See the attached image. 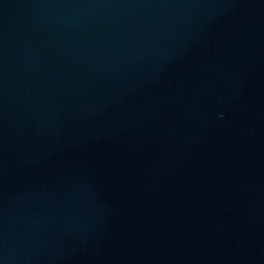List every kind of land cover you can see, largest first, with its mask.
<instances>
[{
    "label": "water",
    "instance_id": "95a60500",
    "mask_svg": "<svg viewBox=\"0 0 264 264\" xmlns=\"http://www.w3.org/2000/svg\"><path fill=\"white\" fill-rule=\"evenodd\" d=\"M0 264H264V0H0Z\"/></svg>",
    "mask_w": 264,
    "mask_h": 264
}]
</instances>
